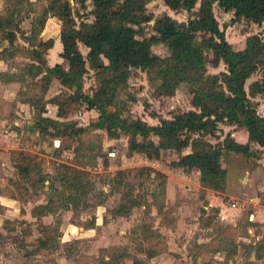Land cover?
<instances>
[{"label": "rangeland", "instance_id": "374dc122", "mask_svg": "<svg viewBox=\"0 0 264 264\" xmlns=\"http://www.w3.org/2000/svg\"><path fill=\"white\" fill-rule=\"evenodd\" d=\"M16 1L0 0V17L11 22L16 35L9 45L0 31V264H264V145L253 142L244 127L226 122L213 137L194 135L211 145L233 140L249 147L250 154L223 152L222 189L202 184L197 169L177 165L189 148L181 154L161 150L158 159L130 152L129 136L111 137L93 127L98 111L70 100L71 91L36 66L34 49L48 65L66 66L58 57L62 22L44 12L63 0ZM69 2L76 26L92 18L89 1L85 7L80 0ZM146 13L152 16L142 33L146 37L163 14L177 21L188 17L163 0H147ZM212 13L234 50H242L253 35L264 43V22L235 19L215 4ZM78 46L86 56L87 48ZM151 49L167 55L162 43ZM211 59L209 54L207 74L225 70ZM261 82L264 65L245 81L248 92L257 83L249 97L264 115ZM157 83L146 71L131 69L117 109L150 125L194 109L190 85L180 84L167 97L157 93ZM96 85V71L86 62L83 91L91 93ZM24 166L29 172H22ZM67 166L82 171L88 186L75 202L60 177ZM68 228L71 235L64 238ZM37 238H44L45 246Z\"/></svg>", "mask_w": 264, "mask_h": 264}, {"label": "trees", "instance_id": "16d2710c", "mask_svg": "<svg viewBox=\"0 0 264 264\" xmlns=\"http://www.w3.org/2000/svg\"><path fill=\"white\" fill-rule=\"evenodd\" d=\"M87 1L92 18L85 19L79 26L74 23L69 0L59 4L54 2L44 9L45 13H52L62 22L58 57L66 66L62 62L48 65L45 57L34 49L36 66L70 90V100L98 111L97 120L91 124L93 127L105 129L111 137L129 136L130 152H141L148 159H158L161 150L173 149L181 154L189 148V152L181 154L177 165L184 171L197 169L202 184L222 189L223 152L250 154L249 147L233 140L211 145L194 135L213 137L217 135L218 124L226 122L244 127L253 142L264 145V115L257 113L249 97L257 83L249 87L250 92L245 88L247 78L259 65H264V43L253 35L246 40L242 50H234L225 39L212 7L215 4L223 12H232L235 19L261 24L264 22V0H163L170 10L186 11L187 20L177 21L163 14L154 20L150 37L142 34L152 20L146 13L147 0H80L81 6L85 7ZM21 3L22 0H17L14 5ZM57 6H60L58 11L55 10ZM10 23L0 17L4 40L13 45L16 35L9 29ZM79 43L87 48L86 56L80 51ZM160 43L167 46L166 56L151 49L152 45ZM209 54L212 66L217 67L222 62L226 66L224 71L212 75L206 73ZM86 62L96 71L97 85L91 93L83 91ZM131 69L146 71L150 80L158 82L157 93L167 97L172 96L180 84L190 85L194 109L177 112L171 119L161 118L155 125L124 116L123 109H117L118 96ZM260 86L264 93V82ZM59 97L54 99L58 115L63 108ZM37 127L42 128L40 123ZM29 169V166L21 167L24 173ZM66 169L60 177L63 182L67 181L66 187L76 196L69 199L75 202L88 186L83 181L82 171L68 166ZM98 193L105 195L103 191ZM36 241L39 246H45L44 238Z\"/></svg>", "mask_w": 264, "mask_h": 264}, {"label": "crops", "instance_id": "0c3cea01", "mask_svg": "<svg viewBox=\"0 0 264 264\" xmlns=\"http://www.w3.org/2000/svg\"><path fill=\"white\" fill-rule=\"evenodd\" d=\"M71 227V229H74V226H70ZM89 231V230H88ZM87 231V232H88ZM69 233V234H68ZM71 234H70V229L68 228L64 233H63V237L64 238H67V237H69ZM80 235V234H79Z\"/></svg>", "mask_w": 264, "mask_h": 264}, {"label": "water", "instance_id": "95a60500", "mask_svg": "<svg viewBox=\"0 0 264 264\" xmlns=\"http://www.w3.org/2000/svg\"><path fill=\"white\" fill-rule=\"evenodd\" d=\"M59 143H60L59 140H54V144H55V146H58ZM111 155H113V154H111Z\"/></svg>", "mask_w": 264, "mask_h": 264}]
</instances>
